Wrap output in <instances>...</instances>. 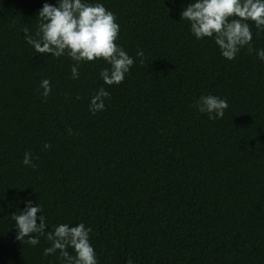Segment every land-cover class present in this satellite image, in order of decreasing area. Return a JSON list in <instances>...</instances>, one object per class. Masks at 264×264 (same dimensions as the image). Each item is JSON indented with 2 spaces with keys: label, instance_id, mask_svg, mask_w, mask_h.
Returning a JSON list of instances; mask_svg holds the SVG:
<instances>
[{
  "label": "trees",
  "instance_id": "obj_1",
  "mask_svg": "<svg viewBox=\"0 0 264 264\" xmlns=\"http://www.w3.org/2000/svg\"><path fill=\"white\" fill-rule=\"evenodd\" d=\"M84 2L114 13L116 43L134 59L119 85L102 80L103 59L72 79L70 57L26 43L22 30L35 37L57 0H0V264H65L59 250L43 255L47 232L79 223L98 264H264V61L247 47L229 61L195 38L181 19L194 0ZM101 87L109 97L93 115ZM209 94L227 100L223 118L195 107ZM26 200L47 226L36 246L16 239L11 218Z\"/></svg>",
  "mask_w": 264,
  "mask_h": 264
},
{
  "label": "clouds",
  "instance_id": "obj_2",
  "mask_svg": "<svg viewBox=\"0 0 264 264\" xmlns=\"http://www.w3.org/2000/svg\"><path fill=\"white\" fill-rule=\"evenodd\" d=\"M37 17L35 37L29 34L28 28L22 30L26 43L37 54L70 57L75 62L71 67L72 79H79L82 62L103 59L111 66L100 73L104 83L111 86L124 81L134 59L116 43L120 26L114 13L103 4L57 0L56 5L44 3ZM181 19L190 22V31L195 38H213L227 60H234L239 51L247 47L249 54L255 53L258 59L264 61V49L257 50L252 45L253 33L248 23L254 22L258 33L264 31V0H194L182 11ZM137 56L143 64L144 52L139 50ZM41 87L42 96L46 99L51 93L50 80L44 79ZM108 97L109 93L101 87L92 97L89 111L93 115L103 111L104 101ZM195 107L199 112L206 113L210 120H215L224 117L229 105L226 99L209 94L202 95ZM50 147V144L44 145L45 150ZM23 163L33 169L37 167L31 152H25ZM25 205L19 215H11L18 229L16 239L36 246L40 243L39 237L46 233L45 218L40 214L42 209L39 203L33 206L31 200H26ZM90 232L91 228H86L83 223L73 227L69 224L55 226L47 232L46 239L51 246L44 249L43 255H52L59 250L65 264H98L95 250L90 244ZM69 248L72 252L68 251ZM127 264H132L131 259Z\"/></svg>",
  "mask_w": 264,
  "mask_h": 264
}]
</instances>
